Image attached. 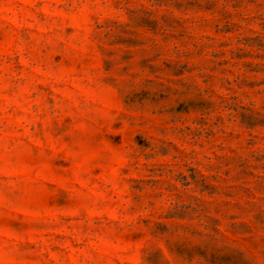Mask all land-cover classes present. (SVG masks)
I'll list each match as a JSON object with an SVG mask.
<instances>
[{
    "label": "rangeland",
    "instance_id": "1",
    "mask_svg": "<svg viewBox=\"0 0 264 264\" xmlns=\"http://www.w3.org/2000/svg\"><path fill=\"white\" fill-rule=\"evenodd\" d=\"M0 264H264V0H0Z\"/></svg>",
    "mask_w": 264,
    "mask_h": 264
}]
</instances>
